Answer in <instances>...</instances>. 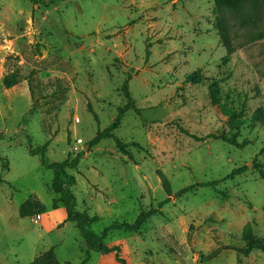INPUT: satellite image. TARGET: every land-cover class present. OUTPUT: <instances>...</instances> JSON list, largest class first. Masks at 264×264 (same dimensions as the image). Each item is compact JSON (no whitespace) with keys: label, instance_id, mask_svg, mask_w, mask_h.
I'll return each mask as SVG.
<instances>
[{"label":"rangeland","instance_id":"obj_1","mask_svg":"<svg viewBox=\"0 0 264 264\" xmlns=\"http://www.w3.org/2000/svg\"><path fill=\"white\" fill-rule=\"evenodd\" d=\"M35 1L0 0V264H30L48 250L81 264L87 252L29 144H47V163L82 153L72 192L78 211L100 218L96 234L166 202L138 233L108 234L117 255L90 251L85 264H264V249L246 252L243 239L249 226L264 245V126L250 119L264 108V0L237 11L214 0ZM198 70L202 83L184 82ZM14 71L20 83L5 90ZM127 79L139 113L127 111L114 131L124 147L106 139L90 148L126 105ZM213 79L236 110L244 104L245 124L211 104ZM209 134L246 145L191 137ZM28 199L37 209L22 218Z\"/></svg>","mask_w":264,"mask_h":264},{"label":"trees","instance_id":"obj_2","mask_svg":"<svg viewBox=\"0 0 264 264\" xmlns=\"http://www.w3.org/2000/svg\"><path fill=\"white\" fill-rule=\"evenodd\" d=\"M30 1L36 2L35 0ZM250 1L252 0H214L216 6H218L219 8L227 9L229 11H237ZM255 17L256 15H253V17L248 20L255 19ZM128 79L123 83L121 88L122 94L127 101L126 105L118 109L115 119L107 128H105L103 131H98L94 138L87 143L90 148L96 146L102 140L106 139L113 140L119 149H122L124 147L121 141L114 135V131L118 129L121 120L127 111L132 110L134 112L139 113V109L134 105V102L132 101L130 92L128 90ZM202 81H204V77L200 70L192 72L186 75L184 78V82L190 84H199L202 83ZM19 83L20 77L17 71L7 74L2 79V86L5 90H9L17 86ZM219 84L220 81L215 79L209 81L207 84L208 95L211 104L216 106L221 111L222 115L228 119L229 123L232 126L238 127V125L245 124L248 119L246 118L245 112L242 111L244 104L240 102V104L237 105V108L239 109L236 110V108L234 107V101L230 98V96L226 95L225 97H222L221 88ZM250 119L264 126V108H257L251 114ZM191 137L199 143L209 142L210 140H222L228 143L229 145L237 147L238 149H242L246 145V143H237L234 140L225 139L223 135L209 134L204 138H199L197 136L191 135ZM46 148L47 144L36 148L32 147L29 144L28 153L31 156H39L41 166L43 168L53 171L54 176L51 184V189L54 194L59 196L57 202L61 203L64 207L66 213V218L64 222L71 223L76 226L87 249L85 259L82 261L81 264H85L87 261H89L90 251H95L101 254H116L119 252V249L117 247L109 248L104 244V241L110 232L122 231L126 233H138L141 227L147 222L149 218L156 216L157 214H161L160 209H162L163 206L166 204L165 201L160 202L157 205V208L155 209H150L148 211L141 212L136 217L133 223L113 222L112 224L106 226L100 234H96L91 230V226L97 223L100 218L96 215L89 216L86 212L78 211L76 206V198L72 192V188L76 184V179L72 174L69 173V171H75L77 169L79 165V160L82 157V153L77 154L74 158L67 157L64 161L59 163H47L44 159ZM261 152H264V148L261 150ZM246 171L247 167L235 168L226 178L229 179L235 176H239L245 173ZM160 178L163 182L165 190L169 192V182L164 178L162 174L160 175ZM3 183L4 181L0 177V185ZM216 183V181H213L208 183L191 185L182 189L180 193H186L195 187H210L215 185ZM36 209L37 205L32 201V199H28L20 206L19 215L22 218L29 217L34 214V211ZM243 239L246 242V252H251L255 249H264L263 241L252 235L249 226L245 227ZM116 260L120 264L124 263V261L119 259L117 256ZM30 264L60 263L56 260L53 250H48L37 256Z\"/></svg>","mask_w":264,"mask_h":264},{"label":"built area","instance_id":"obj_3","mask_svg":"<svg viewBox=\"0 0 264 264\" xmlns=\"http://www.w3.org/2000/svg\"><path fill=\"white\" fill-rule=\"evenodd\" d=\"M83 144V141L81 139L76 140V145L81 146Z\"/></svg>","mask_w":264,"mask_h":264},{"label":"water","instance_id":"obj_4","mask_svg":"<svg viewBox=\"0 0 264 264\" xmlns=\"http://www.w3.org/2000/svg\"><path fill=\"white\" fill-rule=\"evenodd\" d=\"M88 147V146H87ZM87 147H86V149H87Z\"/></svg>","mask_w":264,"mask_h":264}]
</instances>
